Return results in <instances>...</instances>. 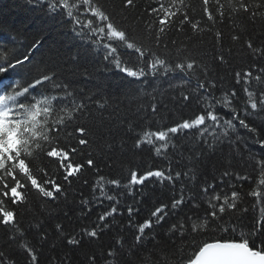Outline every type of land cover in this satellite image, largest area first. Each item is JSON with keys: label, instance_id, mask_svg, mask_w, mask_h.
<instances>
[{"label": "trees", "instance_id": "1", "mask_svg": "<svg viewBox=\"0 0 264 264\" xmlns=\"http://www.w3.org/2000/svg\"><path fill=\"white\" fill-rule=\"evenodd\" d=\"M100 3L129 34L147 42L145 28L157 27L155 16L150 15L149 10L154 6L159 7L161 3H169V0H135L134 6L127 10L122 7V0H100ZM185 3L195 9L192 14L201 21V28L204 30L198 28L194 31L184 25L183 30L178 31L177 28L181 26L177 16V23L167 33L169 40L176 41L175 46L168 49L169 59L176 57L178 50H184L185 55L190 54L199 62L200 68L191 77L177 70L168 76L147 75L135 79L126 76L114 64L106 61L105 50L90 42L89 37L77 35L73 31V22L59 8L50 11L48 0H33L32 3H28V0H0V62L5 57L22 55L25 50L32 56L31 64L9 74L8 83L18 81L23 84L39 72L48 71L51 74L54 71L57 82L66 85L77 98L84 99L89 109L79 123L88 127L91 143L84 146L83 154L74 159H87L91 153L97 167L85 169L79 179L73 180L69 185L63 181L56 165L45 160L44 164L52 173V178L64 184L66 192L60 194L59 199L51 201L41 199L34 192L30 193L28 206L19 210L18 219L25 234L24 241L36 246L40 252V264H49L50 258L54 264H59L56 258L64 259L65 264H86V257L92 254L97 257V264H110L105 261L104 255L119 238L126 242L119 257L121 264H179L182 256L191 255L194 251L199 237L196 240L188 237L181 241L170 236L169 225L193 213L202 214L206 205L195 209L190 203H186L177 213L167 215L163 224L146 230L148 234L145 235L143 244L135 248V255L131 256L128 245L134 244L135 226L148 219L155 207L169 203L182 186H186V192L190 189L192 193H198L199 186L206 180L219 185L221 173L225 169L248 177L246 181H239L234 177L225 178L227 184L219 185L225 192L238 189L247 193L258 184L260 177L255 161L264 159V148L256 143L252 134L239 126L223 142L214 140L207 133L204 139L192 133L187 136L180 134L173 138L175 147H170L167 154L159 157L154 151H149L148 146L143 150L134 148L136 136L142 135L143 131L174 125L183 119L194 117L205 108L204 99L195 98L198 94L195 88L198 79L215 81L217 86L212 92L217 98L226 90L235 89L242 109L247 97L241 86L235 83L233 72L247 70L249 65L254 71L264 67V60L251 55L245 47V42L251 37L257 47L264 48V19L257 17L253 20L245 14L233 18L228 10V0H219L225 16L209 31L211 22H207L206 17L201 19L202 0H185ZM216 7V0H210V8L214 10ZM216 31L223 33L222 51L226 57L223 64L214 58L221 51L214 41L213 34ZM234 34L240 36L235 42L231 40ZM35 40L39 41V47H29ZM120 51L123 53L122 59L130 67L144 64L143 60H138L130 51L122 48ZM153 51L163 52L164 49L153 48ZM12 86L15 87L14 84ZM253 89L256 90L255 85ZM52 91L53 86L46 83L33 89L32 97L44 99V95ZM182 93H187L192 98L184 101ZM152 105L157 107L156 114L151 112ZM216 111L225 118H231L227 109L217 106ZM248 122L258 128L259 137L264 139V113L251 114ZM60 138L64 143H74L63 132ZM205 140L211 141L214 148L209 147ZM169 167L173 173H194L195 178L190 180L187 176H182L174 185L161 184L152 178L143 186H134L132 196L127 195L125 189H116L105 183L108 194L120 192L118 213L114 219L109 218L112 221L111 227L95 241L90 242L85 238L78 248L68 246L63 235L56 232L55 226L60 224L67 233H79L83 227H92L97 222L98 215L108 209L110 201L104 199L101 202L98 190L93 195L92 186L100 175L105 177V181L115 178L126 182L130 169L167 170ZM213 177L216 179L213 180ZM82 198L93 202L91 211L87 214L81 212ZM253 199L248 197L242 205L249 208V212L237 213L231 217L238 232H247L254 215H259V205L252 207ZM129 205L136 209L131 219L127 213ZM37 223L41 224V228L35 227ZM44 232L47 233V238L41 240L40 234ZM0 248L23 264V253L8 243L3 229H0ZM181 248L184 249L183 253Z\"/></svg>", "mask_w": 264, "mask_h": 264}, {"label": "snow or ice", "instance_id": "2", "mask_svg": "<svg viewBox=\"0 0 264 264\" xmlns=\"http://www.w3.org/2000/svg\"><path fill=\"white\" fill-rule=\"evenodd\" d=\"M33 0H28L32 3ZM39 2V0H37ZM49 10L57 8L66 14L74 24L73 31L77 35L90 38V42L105 50L104 59L115 65L117 69L128 77L141 79L147 75L168 76L177 70L188 76L195 75L200 68L199 62L190 54L185 55L184 50H178L176 57L169 59L170 46H175V40L167 38L168 31L177 23V28L183 30L188 25L192 30L201 28V21L195 19L192 14L195 9L185 3V0H169V3H161L159 7H152L150 15H154L157 27L145 28V41L129 34L128 30L118 24L100 0H48ZM216 9L210 8V0H202L201 19L206 17L211 22L208 30L225 16L223 6L216 0ZM135 0H122V7L127 10L132 8ZM264 0L250 3L249 0H228V10L233 15H249L251 19L257 17L264 19ZM214 41L221 51L215 59L223 64L226 57L223 55V33L216 31ZM240 39L238 34L231 36L233 42ZM29 47L38 48L39 41H33ZM246 50L253 56H259L264 60V48L256 46L251 37L245 42ZM125 49L135 54L138 60L144 64L129 66L123 59L120 49ZM153 48L164 49L163 52L153 51ZM231 51V50H229ZM32 63V56L27 50L22 55L3 58L0 62V229H3L9 244L14 245L23 253V264H40V252L36 246L24 241V232L19 223L20 209L28 206V195L35 193L43 200H57L60 194L65 193L64 184L52 178L45 160L56 165L63 177V181L71 185L73 180L79 179L85 169L91 170L96 166L91 153L88 158L77 161L74 157L83 154L84 146L91 143L88 138L89 129L80 124L79 120L88 113V103L84 99L77 98L75 93L66 85L58 83L56 74L52 71L39 72L23 84L18 81L8 83L9 74L17 68H25ZM203 75V73H202ZM236 84H239L246 101L241 109L238 93L235 89L226 90L217 98L212 89L217 85L215 81L198 79L195 88L197 100L205 101V108L195 114L194 117L183 119L174 125L165 126L154 131H143L134 140V148L143 150L148 146L149 151H154L157 157L167 154L170 147H175L173 138L189 133L198 135L204 139L205 134L214 140L223 142L224 138H230L237 127L246 129L256 138V143L264 148V139L259 137L258 128L248 122L251 114L264 113V67L253 70L251 65L247 70L241 69L233 72ZM190 82V81H189ZM46 83L53 86V91L44 95V99L32 97V90ZM15 85L13 87L12 85ZM255 85L256 90L253 89ZM58 90V91H57ZM62 93V95H61ZM184 101L190 100L187 93H182ZM24 98V99H21ZM91 99L90 97L88 98ZM9 101L13 102L12 104ZM70 105V107H69ZM217 106L227 109L231 118H225L216 111ZM157 107L151 106L152 114L157 113ZM62 113V114H61ZM54 117V118H53ZM131 131V129H130ZM73 140L74 143H64L60 134ZM209 147L214 148L211 141H204ZM258 166L259 182L249 192L242 193L233 189L230 193L223 191L219 185L227 184L225 178L234 177L239 181H246L247 176L233 170L225 169L220 176L219 185L211 181H204L199 186L198 193H192L186 186H182L177 195H174L169 203L155 207L148 219L135 226L134 244L128 245V252L135 255V248L141 246L146 230L153 229L164 223L167 215L177 213L186 203L195 209L206 205L204 212L193 213L178 219L169 225L168 233L183 241L191 237L196 240L195 249L191 255L182 256L179 264H264V159L256 160ZM97 171L99 169L97 168ZM182 176L190 180L195 178L194 173L175 172L171 167L167 170L160 168L147 171L129 170L126 182L120 179L105 181L100 175L93 184V195L97 190L100 193L98 199L110 201L109 207L97 217V222L92 227H83L79 233H67L62 225L57 224L55 230L63 235L64 241L73 248L81 247L85 238L90 242L98 239L104 231L111 227L112 221L118 213L120 192L110 195L105 191V183L115 186L116 189L127 190L126 194L134 195V186H143L146 181L155 178L161 184H175ZM216 178L213 177V180ZM87 183V181H85ZM254 198L251 203L255 208L259 205V215L253 217L252 225L247 232L239 231L231 222V217L237 213L246 214L249 208L243 207L244 200ZM92 201L82 198L80 200L82 214L91 211ZM136 209L127 206L129 218ZM37 229L41 224L35 225ZM41 235V240H46L47 233ZM206 237V238H205ZM125 241L123 238L116 240V244L109 249L104 259L110 264H121V256ZM180 251L183 253L184 249ZM59 264H65L64 259L56 258ZM0 264H20L14 257L0 248ZM49 264H54L50 258ZM86 264H97V257L92 254L86 257Z\"/></svg>", "mask_w": 264, "mask_h": 264}]
</instances>
